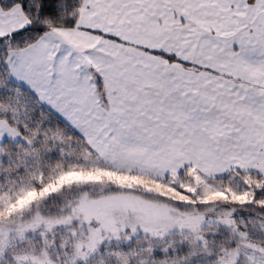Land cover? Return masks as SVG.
I'll list each match as a JSON object with an SVG mask.
<instances>
[{
	"label": "snow or ice",
	"instance_id": "obj_1",
	"mask_svg": "<svg viewBox=\"0 0 264 264\" xmlns=\"http://www.w3.org/2000/svg\"><path fill=\"white\" fill-rule=\"evenodd\" d=\"M0 264H264V0H0Z\"/></svg>",
	"mask_w": 264,
	"mask_h": 264
}]
</instances>
